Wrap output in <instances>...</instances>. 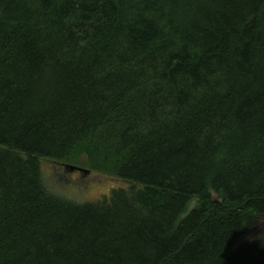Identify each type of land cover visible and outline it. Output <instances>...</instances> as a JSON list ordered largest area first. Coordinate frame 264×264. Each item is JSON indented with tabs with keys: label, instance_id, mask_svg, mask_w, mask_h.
<instances>
[{
	"label": "trees",
	"instance_id": "16d2710c",
	"mask_svg": "<svg viewBox=\"0 0 264 264\" xmlns=\"http://www.w3.org/2000/svg\"><path fill=\"white\" fill-rule=\"evenodd\" d=\"M263 225L264 0H0V264H264Z\"/></svg>",
	"mask_w": 264,
	"mask_h": 264
},
{
	"label": "rangeland",
	"instance_id": "374dc122",
	"mask_svg": "<svg viewBox=\"0 0 264 264\" xmlns=\"http://www.w3.org/2000/svg\"><path fill=\"white\" fill-rule=\"evenodd\" d=\"M50 160L41 162L42 179L47 189L60 197L77 203L95 202L103 196H108L111 188H128L130 183L92 172L86 168L72 166ZM196 202L189 205L191 209Z\"/></svg>",
	"mask_w": 264,
	"mask_h": 264
},
{
	"label": "water",
	"instance_id": "95a60500",
	"mask_svg": "<svg viewBox=\"0 0 264 264\" xmlns=\"http://www.w3.org/2000/svg\"><path fill=\"white\" fill-rule=\"evenodd\" d=\"M69 168H70V170H77V168H75V167H72V166H68ZM214 202H217V200L214 198ZM264 228V225L262 226V228L261 229H263Z\"/></svg>",
	"mask_w": 264,
	"mask_h": 264
}]
</instances>
